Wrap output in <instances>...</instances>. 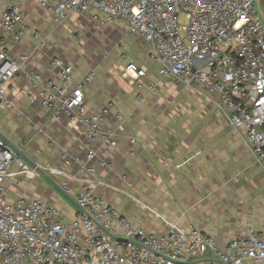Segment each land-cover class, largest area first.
<instances>
[{
    "label": "built area",
    "instance_id": "1",
    "mask_svg": "<svg viewBox=\"0 0 264 264\" xmlns=\"http://www.w3.org/2000/svg\"><path fill=\"white\" fill-rule=\"evenodd\" d=\"M38 4L55 25H63L70 16L87 15L97 30L124 28L128 36L141 40L158 77L173 78L213 103L217 118L242 135L264 172V13L257 0H39ZM26 5L27 0H0V104L12 108L9 94H16L47 110L53 123L81 125L86 153L63 160L88 177L80 179L83 187L75 197L73 218L44 199L17 194L9 201L6 182L39 174L0 138V264H214L199 261L204 253L222 264H264V240L253 230L223 247L195 228L184 231L173 224L163 233L151 234L94 193L100 181L91 178L96 172L90 164L96 158L91 145L101 141L106 155L116 149L114 132L101 130L114 103L87 112L85 89L96 77L95 68L76 83L72 67L57 57L50 65L58 70V81H44L36 72L24 71L29 55L13 58L10 45L29 37L32 54L58 47L29 28ZM181 14L187 25L181 23ZM120 77L136 88L138 99L144 89L153 91L157 85L132 61ZM17 78L23 85L16 83ZM115 117L122 122L121 114ZM129 154H134L133 148ZM36 166L47 174L64 175ZM98 166L106 164L100 161ZM61 188L68 192L66 184Z\"/></svg>",
    "mask_w": 264,
    "mask_h": 264
},
{
    "label": "crops",
    "instance_id": "2",
    "mask_svg": "<svg viewBox=\"0 0 264 264\" xmlns=\"http://www.w3.org/2000/svg\"><path fill=\"white\" fill-rule=\"evenodd\" d=\"M79 17L84 19L79 21L77 30L83 29V22L94 34L83 30L85 36L64 46L48 39L56 42L58 47L37 54L31 53L30 38L25 37L10 45L8 50L13 58L29 55L24 71H34L44 81L59 79L58 70L50 65L54 57L72 67L73 83L80 81L90 69H96V77L85 89V106L90 114L100 111L108 101L114 103L101 130L114 132L117 147L106 155L101 141L91 145L96 154L90 163L96 167L91 178L100 181L94 193L147 233H163L168 224H173L184 231L195 228L208 234L221 247L247 230H253L264 240V172L254 162L242 135L233 131L225 121V126L232 131H217L213 103L182 83L186 91H192L200 99L205 112L211 110V116H205L209 130H161L159 125L151 122L146 111L154 102L142 101V98L153 93L159 81L177 80L158 77L156 65L150 61L142 41L137 38L132 39L139 53L126 54L127 59L120 57L117 43L122 44L128 36L124 28L103 26L97 30L87 15ZM101 30H105L102 39ZM102 42L105 46L107 43L109 49L101 53ZM140 58L145 59L148 66L153 63V71L147 69ZM129 61L139 64L157 83L153 91L144 89L141 99L137 98L135 87L120 74L117 77V71L121 73ZM15 81L23 85L21 78ZM9 99L12 108L0 104V132L35 164L62 172L64 175H48L60 187L66 184V194L75 202L83 187L80 179L88 175L79 174L75 167L63 160V156L72 158L86 153L83 127L65 121L53 123L49 121L47 110L16 94H9ZM118 113L122 122L115 117ZM131 138H136L135 144L130 142ZM22 140L26 141L25 146H21ZM130 148H133V155L129 154ZM100 161L106 166L99 167ZM233 161L238 165V178L231 175V168L227 166ZM5 188L9 201L22 194L28 199L53 202L62 211L68 210L67 218H73L77 212V207L40 175L32 179L15 177L6 182ZM200 259L217 261L207 253L201 254Z\"/></svg>",
    "mask_w": 264,
    "mask_h": 264
},
{
    "label": "rangeland",
    "instance_id": "3",
    "mask_svg": "<svg viewBox=\"0 0 264 264\" xmlns=\"http://www.w3.org/2000/svg\"><path fill=\"white\" fill-rule=\"evenodd\" d=\"M38 2L39 0H27V5L25 8V22L29 28L39 30L49 40H56L59 42V45L64 46L67 42L75 43L85 36L83 30L89 31V34H94L90 32V28L86 27V23L83 22V29L81 28L82 30H77L76 26L79 25V21L84 19L83 17L79 16L70 18L69 21H66L63 25H55L50 14L40 8ZM257 3L259 9L264 13L263 0H257ZM180 21L183 25H187L184 14L180 15ZM104 32L105 30H101V39L104 37ZM125 35L122 34L121 36L124 37ZM132 38L133 37L131 36H127V38L125 37L122 41V44L117 43L120 57L127 59V55L129 56V54H136L137 52L139 53L137 44ZM104 43L105 42L101 43V53L109 49L108 44L106 43L105 46ZM136 60L138 62V58H136ZM140 60L144 62V65L147 69L153 71V68L155 67L153 66L154 64L152 62V64H149L148 66L145 59L140 58ZM119 74L120 73L117 71V77H119ZM144 100L147 102H154L153 107L151 106L150 108H147L146 111L151 117V122H155L156 125H159L161 130H209L210 126L208 124V119L205 116H211V110L208 109V111L205 112V110L202 109V106L200 105V99L194 96L192 91H186L183 85L178 81L171 79L159 81L158 88L153 91V93L145 95L142 98V101ZM213 115H215V113H213ZM215 118L218 120V127H216L217 131H232L225 126L223 120L218 119L216 115ZM25 142V140H22L20 142L21 146H25ZM227 166L231 168V175L233 177L235 176V178H238L239 170L237 163L233 161L232 163H228ZM66 211L68 210H63L65 215L67 214Z\"/></svg>",
    "mask_w": 264,
    "mask_h": 264
},
{
    "label": "water",
    "instance_id": "4",
    "mask_svg": "<svg viewBox=\"0 0 264 264\" xmlns=\"http://www.w3.org/2000/svg\"><path fill=\"white\" fill-rule=\"evenodd\" d=\"M263 5H264V0H263ZM0 138L3 139L10 147L11 149L15 152V154L17 155V157L19 159H21L23 162L27 163L29 166L33 167V168H36L38 174L49 184L51 185L54 189H56L62 196H64L67 200H69L72 204H75L74 200L71 199L67 194L66 192L59 186L57 185L53 180L52 178L47 174L45 173L43 170L37 168L36 164L31 160L29 159L25 153L18 147L16 146L15 144H13L9 139H7L1 132H0ZM77 207V206H76ZM199 261H209V262H212V263H219V264H222L221 262L219 261H213V260H209V259H200Z\"/></svg>",
    "mask_w": 264,
    "mask_h": 264
}]
</instances>
